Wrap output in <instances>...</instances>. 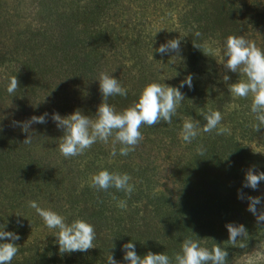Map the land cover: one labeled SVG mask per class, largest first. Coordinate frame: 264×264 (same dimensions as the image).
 Here are the masks:
<instances>
[{
  "label": "trees",
  "instance_id": "obj_1",
  "mask_svg": "<svg viewBox=\"0 0 264 264\" xmlns=\"http://www.w3.org/2000/svg\"><path fill=\"white\" fill-rule=\"evenodd\" d=\"M82 1L83 5L68 3L64 8L52 0H39L36 15L39 21L40 17L42 20L46 18L45 24L49 26H27L24 31H16L11 42L9 23L12 15L0 10V69L16 56L19 58L15 68L0 83L1 214V205H11L19 197H35L47 185L43 187L39 183L58 175V167L48 160L50 154L59 151L56 143L64 133L58 131L50 114L67 117L79 110L95 119L103 99L98 82L101 72L112 75L127 89L126 97L116 95L107 99L117 113L138 102L146 85L155 82L170 86L168 78L163 80L153 67L155 60H148L149 56L144 54L149 47L148 43L143 44L141 29L135 32L132 28L127 34L116 22L120 17L115 9L117 0ZM261 5L264 7V0H187L177 13L180 27L188 33L183 64L197 78L192 80L191 89L187 85L180 88L185 100L178 105L171 124L161 121L140 129L146 140L157 144L165 138L169 139V146H176L178 138L186 143L184 154L173 160L174 188L163 186L160 189L161 176L153 165L154 160H145L139 145L132 151L135 158L130 153L121 160L116 158L114 168L107 170L127 173L132 178L129 183L134 185V191L130 198L114 187L104 191L88 184L75 194L70 181L65 183L64 179L68 175L73 177L78 170L68 171L62 180L56 176L55 194L48 196L49 200L52 199L57 206L63 202L68 207L66 210L72 212L65 217V222L82 219L94 226L98 236L101 232V238H95V248L87 252L66 255L60 254L57 240L52 235L44 246L32 244L33 247H26L17 240L18 252L11 264H107L110 253L118 264H128L122 251V246L128 242L135 244L136 253L141 257L149 251L164 253L175 264L174 257L181 252L182 242L186 239H192L209 250L215 244L219 245L228 252L227 264L236 254H243L264 240V224L260 225L250 214L247 215L248 197H257L263 181L255 190L243 186L250 168L256 174L264 173V128L255 131L253 127L257 121L251 112L252 102L228 111L229 93L226 90L213 92L210 100L204 99L202 73L205 74L210 67L198 65L200 60L204 61L205 43L210 38L218 42L224 62L229 35L243 36L245 40L255 42L250 39L251 35H246L249 31L247 25L251 19L256 22L253 28L262 26L258 23L264 18H257L259 14L264 17ZM185 72L180 75V80L177 77V82L173 79L172 87H179L187 77ZM13 76L19 81V88L14 95H9L6 89ZM45 111L49 112L45 124H32L28 133L18 126L17 122L39 117ZM209 111L222 114L219 127H227L230 133L217 135L215 131L204 133L201 130L191 143L183 141L180 135L183 122L192 118L203 126L206 121L202 114ZM55 126L57 131L52 128ZM29 135L31 143L23 144ZM100 143L93 144L86 154L91 157L101 155L99 159H106L112 149L103 150ZM201 146L202 155L198 152ZM39 147H46L47 153L33 155ZM119 149L120 145L116 151ZM94 165V160L88 161L82 167L81 175L90 176L102 171L100 166L93 168ZM59 183L63 187L58 191ZM118 200L127 201L126 209L117 207ZM8 208L15 210L11 206ZM227 224L243 225L247 233L238 237L235 244L228 243ZM6 231L15 233L16 229L7 227Z\"/></svg>",
  "mask_w": 264,
  "mask_h": 264
},
{
  "label": "clouds",
  "instance_id": "obj_2",
  "mask_svg": "<svg viewBox=\"0 0 264 264\" xmlns=\"http://www.w3.org/2000/svg\"><path fill=\"white\" fill-rule=\"evenodd\" d=\"M200 35L199 32L196 33ZM181 40L172 39L165 44H161L156 51L160 54L176 53L179 55ZM194 47L198 48L195 44ZM224 67L230 72L242 74L245 79L229 86V92L238 98L252 97L251 112L255 116L256 124L253 125L255 131L264 128V50L256 46L254 42L247 41L243 36L229 35L226 40V50L224 53ZM175 57V56H174ZM153 58V57H152ZM229 76L224 75L223 80L227 82ZM99 90L102 95V103L98 106L95 119L77 110L73 114L62 118L58 113L52 115V120L58 129L63 130V136L58 145L60 154L64 158H72L82 155L89 150L96 142L107 144L111 138L113 148L111 156L117 154L116 144L121 145L119 154L127 156L135 151L136 146L143 140L140 131L142 126H155L161 121L166 124L172 123V117L176 114L178 105L185 97L180 91L185 85L192 88V76L189 75L181 82L179 87L168 86L164 83H150L145 86L139 96L138 102L117 113L112 106L107 103L110 96H127V89L122 87L118 79L113 78L105 72L99 74ZM19 88V81L16 76L10 78L7 92L9 95ZM206 123L201 126L200 122L192 118L183 122L181 138L187 143H191L202 130L204 133L216 132L217 135L230 133L227 127H219L223 119L219 111H209L202 114ZM45 113L39 117L33 116L25 122H17L24 133H28L32 124H45L47 122ZM31 136L23 141V144H30ZM199 154H203L202 146L198 148ZM132 178L127 174L110 173L107 170L99 171L91 176L90 187L97 190L107 191L114 187L117 191H122L131 197L134 185L129 183ZM261 181H264V173H254L249 169L245 175L244 187L255 190ZM113 199H116L113 196ZM250 211L257 219V222L264 224V211L258 212L257 205L261 203L260 197H248ZM29 207L36 210L42 218L45 226L49 229L57 230L56 238L60 254H70L73 252H87L94 247L96 232L90 223L76 219L66 223L65 218L54 211L40 208L35 201L29 202ZM117 207L126 209L127 201L118 200ZM229 233L228 243L235 244L237 238L245 235L247 230L243 225L227 224ZM19 235L14 232L0 230V264H11V261L18 252L15 241L19 240ZM124 260L128 264H173L172 259L164 253L153 254L148 252L145 256L137 255L133 242L125 243L122 246ZM228 252L215 244L211 250L203 248L198 242L186 239L182 242L181 252L174 257L175 264H226ZM107 264H118L113 255L107 258Z\"/></svg>",
  "mask_w": 264,
  "mask_h": 264
},
{
  "label": "rangeland",
  "instance_id": "obj_3",
  "mask_svg": "<svg viewBox=\"0 0 264 264\" xmlns=\"http://www.w3.org/2000/svg\"><path fill=\"white\" fill-rule=\"evenodd\" d=\"M52 1H55L57 5L63 6L64 8L68 7L66 6L68 5V3L69 5L79 6L84 4V1L82 0L80 2H78V0ZM38 2L39 0H0L1 12L7 14L8 16L12 15V19L9 23V28L11 31L9 33L11 35L10 42L15 38V34H17L16 31H24L26 30L27 26H30L31 28H36L39 26H49L48 23L45 24L47 22L46 18L42 20L40 17L39 21L38 15H36ZM262 3L263 2L261 1V4ZM186 4L187 0H117V3L115 5V9L116 11H119L118 15L120 16L119 18H117L116 22L121 24V30L123 31L124 28L125 33L127 32V34H129L132 28H134L135 32L141 29L143 35L142 41L144 42L143 44L148 43L147 46L149 47V51H143L144 54L149 56L148 60L152 59L153 57V59L155 60V62L153 63V67L158 71L160 77L162 76L163 80L168 78L170 86H174L173 79L175 78L174 81L177 82V77H179L180 80V75L182 74V72L185 71L187 76H192V80L194 78H197V75L194 74L191 69L185 67V64H183L185 58L182 59L184 57V48H186V44H188V33H186V31L180 27V21H178L177 13ZM260 9L262 13L264 11L263 5L260 6ZM261 17L262 19L264 18L263 16H261V14H259L257 18L260 20ZM252 21L253 20L250 19V22L247 25L249 31L246 32V35L252 36H250V39L255 41L254 43H256L257 47L264 48V20L258 23L262 25L258 29L253 28V25L256 22ZM1 23L4 22L1 21ZM5 27L8 26L5 25ZM172 39L181 40V51L178 56L176 53L162 55L155 51V49L159 48L161 44H165L167 43V41ZM203 55L204 61L202 62L200 60L198 65L203 67L206 64L208 67H210V69L206 71L205 74L202 73L204 75L203 81L205 82V84L203 85L204 99L210 100V97H212L213 92L222 93L226 90L229 93L227 98V100L229 101L228 111H234V108L236 107H238V110L241 108L242 104H250L249 102H252L251 95L245 99L235 97L229 92L228 89L231 84L238 82V80L245 79V77L242 74L233 73L225 69L221 48L218 46V42L215 41L214 38L206 40L205 52ZM18 61L19 58L18 56H16L15 60H12L10 63H7L3 67V69H0V83L3 82L6 78V75H8L10 71L15 68L14 66ZM224 75L230 77L227 82L223 80ZM175 85H177V83H175ZM45 113L49 114L48 111H45ZM50 116L52 115L50 114ZM60 116L62 117V115ZM52 128L57 131L56 126L55 128ZM58 131L63 133L62 129H58ZM178 141L179 143L176 146H169V139L167 138H165L164 141H161L160 144H157V142L148 141L143 137V140L139 144V148L143 149H140V151L142 152L144 159L148 161L149 159L153 158L154 160L153 165L161 176L162 186L160 187V189H162L163 186H168L169 188H174L175 186V180L172 171V168L174 166L173 160L177 156H181L182 154H184V148L186 146V143L180 141L179 138ZM59 143L60 142L56 143L57 147ZM100 144L101 149L103 150H108L107 148L110 147L111 149L113 148L111 138L109 139V142L107 144L103 142H101ZM118 146L119 144L115 145V147ZM251 147H254L259 151L261 150L260 148H257L252 145ZM39 148L40 149H37L33 152V155L39 156L41 154L47 153L48 149L46 147ZM110 153L111 151L107 153V158L104 160L99 159L102 157L101 155L100 157H91L89 154H86V152L82 155L72 158H64L60 154V151H56L50 154L48 161H50L51 165L54 164L55 167H58V175L53 176L50 181L45 179L43 182L39 183V185H42L43 187L45 184L47 185L45 187V190L40 192L35 197H19V199H16V201L11 205H1L3 211L2 214L0 211V230L4 229L6 231L7 227L12 229L15 228V234L19 235L20 237L19 241L17 242L25 245L26 247H33L32 244H39L41 246H44L45 241H47V238H49V236L51 235L53 236V239L57 240V238L55 237L57 234V230L47 228L42 218L37 214L36 210L29 207V202L35 201L40 208L54 211L57 214L63 216L64 218L72 214L71 211L66 210V208L68 207L65 206L66 204L64 205L63 202H61L57 206L55 203H53L52 199L49 200L48 196L51 197L55 194V191H53V184L56 183V178L58 177V180H62V176H66L68 171L71 170L76 172L78 170L75 173L76 175L74 174L73 177L72 175H68L66 178L64 177L65 183L70 181L69 185L75 188V194H77L79 193L81 187L84 186V184L90 185L91 183L90 178L92 174L90 176L81 175L83 173L82 167L88 161H91V159L94 160L95 165L93 168H97L100 166L102 170H110L111 168H114L113 166L115 165L116 158L118 160H121L124 157L119 154V151L115 156H111ZM130 154L135 158V155L132 152H130ZM83 155L84 157L90 159H84L82 157ZM92 172L93 171H89V173ZM57 187V190L59 191V188L63 187L62 183L57 184ZM257 197L261 198V203L257 205V210L258 212L264 211V181L260 185ZM10 206L15 208V210L11 211L8 208ZM11 214H15V216ZM249 214L251 215V218L257 220L256 217L250 211L247 215L250 216ZM13 223H17L16 225H19V227H16V225H14ZM262 227L264 229V226ZM96 238H101V232L99 236L96 233ZM97 258L98 263L101 259V255L97 256ZM227 264H264V240L261 241L258 245L249 248L243 254H236L235 256H233V259L230 260Z\"/></svg>",
  "mask_w": 264,
  "mask_h": 264
}]
</instances>
